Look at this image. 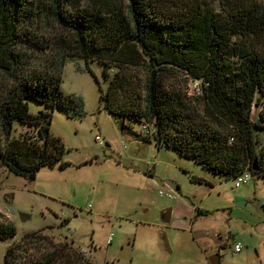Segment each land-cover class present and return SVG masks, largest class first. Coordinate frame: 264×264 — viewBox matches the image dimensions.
I'll return each instance as SVG.
<instances>
[{"label": "trees", "instance_id": "trees-1", "mask_svg": "<svg viewBox=\"0 0 264 264\" xmlns=\"http://www.w3.org/2000/svg\"><path fill=\"white\" fill-rule=\"evenodd\" d=\"M219 3L218 12L204 0H0V166L29 182L45 167L70 166L51 125L55 110L81 114L62 83L66 64L83 59L104 66L109 86L100 100L123 133H132L131 123L148 126L143 142L214 176L236 181L255 167L264 178V0ZM48 23L61 36L46 38ZM135 70L145 71L139 84ZM172 72L201 84L195 104L166 86ZM29 99L48 111L31 114ZM16 123L28 127L18 137ZM37 233L13 245L4 264H92L66 244L20 262L22 245ZM16 236L13 224L0 223V242Z\"/></svg>", "mask_w": 264, "mask_h": 264}, {"label": "rangeland", "instance_id": "rangeland-1", "mask_svg": "<svg viewBox=\"0 0 264 264\" xmlns=\"http://www.w3.org/2000/svg\"><path fill=\"white\" fill-rule=\"evenodd\" d=\"M204 1L220 11L219 0ZM48 24L46 38L61 36L54 23ZM103 70L99 61L83 59L69 61L63 70L62 91L82 103L79 116L53 113L51 132L62 140L69 167H45L29 182L0 166V223L13 224L17 232L14 241L0 242V264L13 245L34 232L40 238L22 245V263L66 244L92 264H210L214 255L220 264H264V178L236 187L234 179L214 176L172 150L157 148L153 140L143 142L142 125L131 123L133 134L123 133L100 100L109 86ZM132 77L139 84L145 71L135 70ZM166 86L187 95L191 104L202 93L201 84L181 72H172ZM27 102L33 115L48 111ZM27 128L16 123L13 135ZM237 243L240 253L234 251Z\"/></svg>", "mask_w": 264, "mask_h": 264}, {"label": "built area", "instance_id": "built-area-1", "mask_svg": "<svg viewBox=\"0 0 264 264\" xmlns=\"http://www.w3.org/2000/svg\"><path fill=\"white\" fill-rule=\"evenodd\" d=\"M142 131H143L144 133H146L147 135L150 134V128H149L148 126H143V127H142ZM95 142H96L98 145L103 146V142H102V140H101L100 137H96ZM252 178H253V177H252V174H251L250 172H245V173H243L240 177L237 178V180H236V187H240V186H242V185H246V184H248V183L251 181ZM160 195H161V196H164L163 192H160ZM166 198H168V199H173V195H171V194H167V195H166ZM10 211L13 213V211H14L13 208H11ZM111 241H112V237L109 238V243H110ZM242 249H243V248H242V245H241L240 243L235 244V246H234V251H235L236 253H240V252L242 251Z\"/></svg>", "mask_w": 264, "mask_h": 264}, {"label": "water", "instance_id": "water-1", "mask_svg": "<svg viewBox=\"0 0 264 264\" xmlns=\"http://www.w3.org/2000/svg\"><path fill=\"white\" fill-rule=\"evenodd\" d=\"M252 171H253L252 177L255 178L257 169L254 167ZM162 221L164 223L168 224L170 222L169 216L166 217L165 215H163L162 216ZM164 241H165V243H166V245L168 247L167 240L165 239ZM208 261H209L210 264H220V258H219L218 255L211 256Z\"/></svg>", "mask_w": 264, "mask_h": 264}, {"label": "crops", "instance_id": "crops-1", "mask_svg": "<svg viewBox=\"0 0 264 264\" xmlns=\"http://www.w3.org/2000/svg\"><path fill=\"white\" fill-rule=\"evenodd\" d=\"M126 138H127V140H132L133 139L132 136H127Z\"/></svg>", "mask_w": 264, "mask_h": 264}]
</instances>
